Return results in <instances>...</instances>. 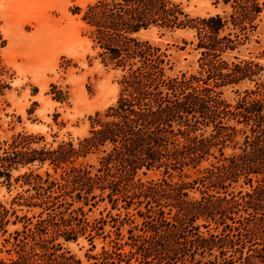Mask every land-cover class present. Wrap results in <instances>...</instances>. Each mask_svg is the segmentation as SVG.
I'll return each mask as SVG.
<instances>
[{
	"label": "trees",
	"instance_id": "16d2710c",
	"mask_svg": "<svg viewBox=\"0 0 264 264\" xmlns=\"http://www.w3.org/2000/svg\"><path fill=\"white\" fill-rule=\"evenodd\" d=\"M221 1L229 10L206 17L190 16L176 0H93L75 7L101 49L103 62L120 69L119 92L102 114H94L88 134L76 145L69 140L55 147H34L36 136L31 133H17L10 143L0 141V182L9 187L11 171L26 168L14 181L33 192L20 195L18 204L39 209L31 216L13 212L12 223L21 225L8 232V219L4 220L8 210L0 205V230L9 244L1 250L6 256L0 257V264H217L201 260L213 248H218L222 264H234L232 257H223L224 247L244 245L239 233L228 232L238 230L234 223L243 224L244 239L264 233V78L260 79L264 65L253 57L223 56L248 40L264 0ZM151 26L194 31L190 42L199 53L197 74L165 75L166 53L134 35ZM10 76L0 59V94L9 88ZM245 80L254 87L244 89L234 105L216 90ZM240 131L243 142L233 147L239 151L225 157L226 142ZM215 149L222 159L216 158ZM88 153L98 155L93 173L91 165H73L74 159ZM209 156L215 161H209L191 183L165 176L136 178L140 170L163 168L167 173L195 167ZM45 163L53 173L62 170L60 180L48 170L43 175L37 172ZM240 177L250 191H229ZM196 183L200 196L192 198L189 191ZM94 189L101 192L99 200L110 203L97 216L89 217L84 210L86 197L75 207L73 200L61 198L75 191L80 201L84 190L93 199ZM134 203L145 208L136 211L140 223L129 211ZM199 219L222 225L223 233L204 235L196 223ZM79 239L86 241V247H79L81 256L65 246L78 244ZM248 250L253 252L241 264L264 263V247Z\"/></svg>",
	"mask_w": 264,
	"mask_h": 264
},
{
	"label": "rangeland",
	"instance_id": "374dc122",
	"mask_svg": "<svg viewBox=\"0 0 264 264\" xmlns=\"http://www.w3.org/2000/svg\"><path fill=\"white\" fill-rule=\"evenodd\" d=\"M93 0H0V29L4 43L0 44V59L10 74L9 88L0 94V141L10 143L11 137L17 133H31L36 136L35 142L31 146L39 147L42 145L55 147L61 141H73L77 144L88 134L91 120L96 112L103 113L104 110L115 102L119 92L120 69L115 68L112 63L103 62L100 55L101 49L92 41L90 29L81 20V13L76 12L75 7H85ZM180 2L184 11L193 17H206L216 13L222 14L228 11V6L221 0H176ZM258 25L251 31L248 40L236 51L223 55L229 58L232 54H237L241 58L253 57L264 65V10L258 18ZM136 37L148 40L163 50L167 57L165 64V75L174 77L181 72L198 73L197 58L199 53L195 51L194 31L185 28L168 29L157 26H151L142 29L134 34ZM186 41V44H184ZM106 63V65H105ZM264 78V69L261 72L260 79ZM212 84V82H210ZM254 83L242 81L238 85L219 87L221 98L232 105L243 94L244 89L253 88ZM55 96H61V99H55ZM234 124V120L228 121ZM241 127V125L237 126ZM208 128L206 131L209 132ZM43 139L38 140L37 137ZM243 134L238 132L233 141H227L223 148L224 156L227 157L239 149L233 148L241 145ZM7 147V144L4 145ZM1 154V150H0ZM216 158H220L215 149ZM97 154L88 153L74 159L73 165L86 167L91 165L92 173L98 167ZM209 161H215L211 156L202 160L197 166L191 165L183 167L181 170L164 169L140 170L136 178L142 181L158 179L162 176L172 179V181H185L191 183L200 176V171L209 165ZM38 165H32L30 168L36 169ZM70 164H67L69 167ZM26 168L21 167L12 170L11 185L7 187L0 182V205L4 206L8 212L5 219L8 223L5 225L7 231L19 228L21 222L12 221L15 219L13 212L17 216L26 214L31 216L39 211L38 208H28L21 203L20 195L26 196L33 190L27 185H22L21 181H14L16 175L22 173ZM44 170H48L58 180H60L61 169L53 173L51 166L47 163L37 169V172L43 175ZM244 178L240 177L229 191L236 193L239 190L250 191L248 184L244 183ZM255 185L256 183L253 182ZM29 190L26 191V189ZM200 184H193L189 195L192 198H199ZM108 190L102 193L105 197ZM95 198L91 199L90 194L86 195L81 191L80 201H76L75 191L71 196L65 195L66 200L74 201V207L83 205L84 210L89 217L97 216L99 210L106 207L109 209L110 203L107 199L99 200L100 190L94 189ZM91 207V211L87 208ZM122 202H118L120 206ZM140 209L145 211L143 203L130 206L129 211L134 215L137 223L141 218L137 216L136 211ZM123 216L125 210L119 209ZM112 213L118 212L112 210ZM242 215L245 212L240 211ZM228 223H231L227 219ZM199 225V231L204 235L209 233H221L223 226L214 221L204 223L202 219L196 221ZM206 225V226H205ZM238 230H226L230 234L243 239V244L236 242L232 246L223 248L225 255L223 257H232L234 264H241L245 261L249 247L259 249L264 247V233H258L250 239H244L246 230L243 224L234 223ZM223 233V232H222ZM7 234L0 230V257L6 256L1 250L9 247L4 243ZM236 241V236L233 237ZM86 247V241L79 239L78 244L74 242L66 243L65 246L73 253L81 256ZM200 258L199 256H196ZM202 261L211 260L222 264V257L219 255L218 248H213L211 255L205 254ZM258 264H264L259 263Z\"/></svg>",
	"mask_w": 264,
	"mask_h": 264
}]
</instances>
